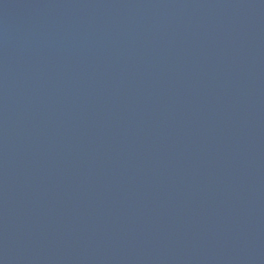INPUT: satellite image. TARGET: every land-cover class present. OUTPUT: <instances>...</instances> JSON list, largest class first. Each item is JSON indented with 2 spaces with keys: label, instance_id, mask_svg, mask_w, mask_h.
<instances>
[{
  "label": "water",
  "instance_id": "1",
  "mask_svg": "<svg viewBox=\"0 0 264 264\" xmlns=\"http://www.w3.org/2000/svg\"><path fill=\"white\" fill-rule=\"evenodd\" d=\"M0 264H264V0H0Z\"/></svg>",
  "mask_w": 264,
  "mask_h": 264
}]
</instances>
